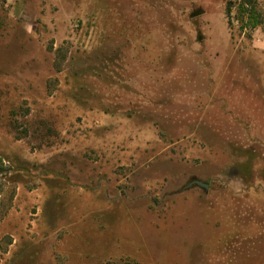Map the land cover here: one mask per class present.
I'll use <instances>...</instances> for the list:
<instances>
[{"label": "rangeland", "instance_id": "rangeland-1", "mask_svg": "<svg viewBox=\"0 0 264 264\" xmlns=\"http://www.w3.org/2000/svg\"><path fill=\"white\" fill-rule=\"evenodd\" d=\"M0 158V264H264V0H1Z\"/></svg>", "mask_w": 264, "mask_h": 264}, {"label": "trees", "instance_id": "trees-1", "mask_svg": "<svg viewBox=\"0 0 264 264\" xmlns=\"http://www.w3.org/2000/svg\"><path fill=\"white\" fill-rule=\"evenodd\" d=\"M229 10H230V8H229ZM245 11L246 10H245L244 6L241 5L239 8V12L241 13V15H243ZM249 13H250V17L252 19V24L258 25L259 13L257 12L256 7H253ZM4 172H6V167L3 163V160L0 158V175H3ZM3 180H4L3 178H0V194L4 193V191H5V184H4Z\"/></svg>", "mask_w": 264, "mask_h": 264}, {"label": "water", "instance_id": "water-1", "mask_svg": "<svg viewBox=\"0 0 264 264\" xmlns=\"http://www.w3.org/2000/svg\"><path fill=\"white\" fill-rule=\"evenodd\" d=\"M193 184H196V185H198V186H200V187H203V188H205V189H208V187H209V184L206 183V182H204V181H202V180H195V181H193V182L191 183V185H193Z\"/></svg>", "mask_w": 264, "mask_h": 264}]
</instances>
